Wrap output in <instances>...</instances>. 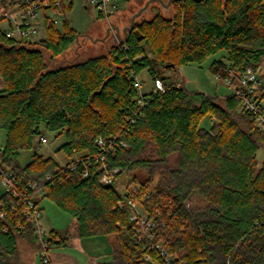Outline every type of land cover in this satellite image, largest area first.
<instances>
[{"label": "trees", "instance_id": "obj_1", "mask_svg": "<svg viewBox=\"0 0 264 264\" xmlns=\"http://www.w3.org/2000/svg\"><path fill=\"white\" fill-rule=\"evenodd\" d=\"M62 3L66 14L73 0ZM173 8L172 17L158 13L135 23L106 54L55 69L43 50L55 58L76 42L79 34L67 19L63 32L47 21L45 35L35 41L0 30V129L7 137L0 167L23 195L32 193L34 182L43 186L38 205L46 197L73 216L78 236L117 235L120 248L102 264H165L153 243L162 245L171 264H264V160L257 168L264 132L238 111L234 94L220 105L217 97L177 86L157 70V64H203L223 51L211 63L215 74L259 71L264 0H179ZM143 70L161 79L164 90L136 88ZM206 115L213 119L208 130L200 127ZM45 132L65 136L57 150L71 161L60 165L35 153L22 165L21 153L36 149ZM140 168L151 176L122 194L119 176ZM156 171L161 176L152 188ZM105 173L112 184L101 181ZM192 195L206 203L188 210L184 203ZM126 196L142 205L151 228L131 220ZM24 210L23 197L0 196V264H21L23 240L39 249ZM71 237L50 230L48 249L66 247Z\"/></svg>", "mask_w": 264, "mask_h": 264}, {"label": "rangeland", "instance_id": "obj_2", "mask_svg": "<svg viewBox=\"0 0 264 264\" xmlns=\"http://www.w3.org/2000/svg\"><path fill=\"white\" fill-rule=\"evenodd\" d=\"M149 1L150 0H118L119 11L109 17L99 19L97 10L89 0H73L72 6L67 9L65 16L59 18V23L56 26L60 32H63L65 29V21L67 19L69 27L74 29L79 36L74 44H72L63 54L55 58H53L49 52L43 50L49 68L55 69L58 67H64L83 62L88 58L106 54L110 47L124 42L128 33L125 30L129 29L132 21L139 24L144 20H151L156 12L153 7L159 9L160 13L165 17L173 16V5L169 8H163L158 2H152L148 6L147 3H149ZM1 4L4 5L5 2H2ZM3 10H7L8 12L13 11L9 6L4 7ZM49 14L52 13L49 11ZM13 16H18V13L14 12ZM1 26L6 28L7 23L2 22ZM40 30V35L44 36L45 31L43 27L40 28ZM146 48L147 54L151 58L155 57L151 47L148 45ZM222 54H224L223 51L208 57L203 64L190 63L177 68L167 67L168 64L165 66L157 64V70L160 76L169 77L171 82L177 83L187 90L200 91L215 96L217 97V103L224 105L225 98L232 94V90L222 79H217L216 74H221L222 76L223 74L221 72L215 74L210 68L211 63L215 59L220 58ZM259 71L264 74V59L260 63ZM138 78L143 82L141 88L142 92H149L153 89L154 81L147 70H143ZM3 87L4 85L1 82L0 89H3ZM238 111H240V107L238 108ZM212 121L213 119L210 115H206L200 121V127L208 130L212 125ZM44 136L48 138V143L46 145L40 144L36 139V149L21 153L18 161L22 165L28 163L35 153L42 155L43 157H52L60 165H65L71 161V158H69L63 151L57 150L61 144L66 141L64 135L56 138L55 134L45 132ZM6 139L5 131L0 129V156L2 148L6 143ZM152 150L153 145H150L148 153H151ZM78 156L79 155L76 157ZM153 157H156V155ZM257 159V168H260L264 160V146L259 150ZM169 164L170 166L175 165V156L171 157ZM150 176L151 174L148 169L140 168L126 171L117 179V189L124 194L126 191L133 190V187L136 184L145 181ZM160 176V171L154 173V181L151 183L152 188L155 187ZM4 192L5 189L0 181V196ZM205 203V199L201 196L192 195L184 204L188 210H194ZM40 206L42 208V218L45 222L53 225L57 230H67L71 233H75L76 220L73 216L61 210L53 201L46 197L41 200ZM137 210L142 218L147 216V212L143 209L140 203H137ZM94 242H97L96 245L91 246ZM119 248L120 242L118 236L115 234L99 235L96 239L93 237H80L77 235L73 237L72 245L64 247L66 250H62L73 253L81 263L99 264L100 262L111 261L115 249ZM52 251L58 250L52 249L51 252ZM34 257L35 263L28 264H43L39 255Z\"/></svg>", "mask_w": 264, "mask_h": 264}, {"label": "built area", "instance_id": "obj_3", "mask_svg": "<svg viewBox=\"0 0 264 264\" xmlns=\"http://www.w3.org/2000/svg\"><path fill=\"white\" fill-rule=\"evenodd\" d=\"M95 7L98 13L109 17L119 11L118 0H89ZM5 2L4 5L1 3ZM11 7L12 12L3 10L4 7ZM0 30L4 31L8 37L16 40L35 41L40 39V28L45 30L47 21L57 25L59 18L65 16L62 0H0ZM49 11L52 14H49ZM17 12L18 16L14 17L13 13ZM2 22L7 23V27L1 26ZM37 38V39H34ZM231 72V71H230ZM217 79H222L232 90V94L240 100V111L250 115L255 127L264 132V76L259 71L252 67L247 68L240 73L236 78L229 75L216 74ZM177 86L179 84L175 83ZM135 87L141 91L143 82L138 77L135 79ZM153 91L164 90V83L161 79H156L153 83ZM39 143L46 145L48 138L41 136L38 139ZM99 145L103 146V140L99 138ZM124 146H128L123 143ZM104 157L101 156L100 160L103 161ZM115 172H119L116 169ZM87 175V171L84 172ZM11 173L0 167V181L6 193L15 197H23L25 200L24 214L32 223L35 229L36 241L39 244V254L43 264H52L50 258V250L48 249V234L49 231L42 222V208L37 203L39 198L44 193L43 186H39L37 182L30 185L32 193L30 195H23L16 188L14 181L11 178ZM50 179V175L46 176ZM101 181L105 184H112L114 177L105 173ZM126 200L130 205L131 212L130 218L133 221H138V225H145L147 228L153 226L152 220H148L147 216L142 218L137 210V203L131 197L126 196ZM149 238L153 242L154 237L149 233ZM153 246L158 249L160 255L163 257L165 264H171V256L167 255L160 243Z\"/></svg>", "mask_w": 264, "mask_h": 264}, {"label": "crops", "instance_id": "obj_4", "mask_svg": "<svg viewBox=\"0 0 264 264\" xmlns=\"http://www.w3.org/2000/svg\"><path fill=\"white\" fill-rule=\"evenodd\" d=\"M152 1V0H151ZM1 82L4 85L3 79L0 77V86H1ZM42 222L43 225L46 227V229L48 231L52 230V229H56L53 225L48 224L47 222H45L42 218ZM62 231V230H61ZM72 237L70 239V241L68 242V245L66 247H69V245H72V239L73 237L77 236L76 231L75 233H71ZM93 238L96 239L97 236H92ZM97 242H94L92 245H96ZM19 249H20V260H21V264H28V263H35L34 256H40L39 254V249H37L35 247V245H33L31 242L29 241H22L19 243ZM58 251H50V258H51V262L52 264H84L78 261V259L74 256L73 253L67 252V251H63V248H55ZM66 250V249H64ZM104 262H100L99 264H102Z\"/></svg>", "mask_w": 264, "mask_h": 264}, {"label": "flooded vegetation", "instance_id": "obj_5", "mask_svg": "<svg viewBox=\"0 0 264 264\" xmlns=\"http://www.w3.org/2000/svg\"><path fill=\"white\" fill-rule=\"evenodd\" d=\"M164 4H162L160 1L158 0H150V2L148 3V6L152 3V2H158L161 6H163V8H169L170 6H172L175 2L179 1V0H163ZM154 10L158 11V13H160L159 9H156L155 7H153ZM155 15V14H154Z\"/></svg>", "mask_w": 264, "mask_h": 264}, {"label": "water", "instance_id": "obj_6", "mask_svg": "<svg viewBox=\"0 0 264 264\" xmlns=\"http://www.w3.org/2000/svg\"><path fill=\"white\" fill-rule=\"evenodd\" d=\"M158 1H160L162 4H164V1H163V0H158ZM149 2H150V1H149ZM170 2H171V0H170ZM147 4H148V3H147ZM144 9H145V8H144ZM155 14H158V11H156ZM134 24H135V22L132 21V24H131V26L129 27V29H128V30H125V31L128 32V31L132 30L133 27H134ZM40 41H41V42H45V38H42ZM124 41H125V40H124ZM167 67H170V65H167Z\"/></svg>", "mask_w": 264, "mask_h": 264}]
</instances>
